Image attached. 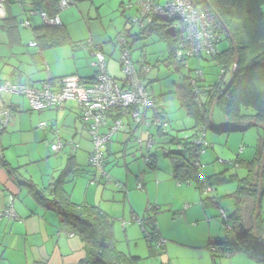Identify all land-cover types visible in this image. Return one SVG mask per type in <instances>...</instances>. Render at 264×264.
Instances as JSON below:
<instances>
[{"label": "rangeland", "instance_id": "1", "mask_svg": "<svg viewBox=\"0 0 264 264\" xmlns=\"http://www.w3.org/2000/svg\"><path fill=\"white\" fill-rule=\"evenodd\" d=\"M128 2L129 0H76L74 6L60 11L58 17L61 20L60 23L69 30L74 41L73 51L80 59L77 63L82 62L85 69L91 68V60L94 59L90 57L89 50L84 46L85 42L90 40L94 46L103 48L107 73L110 77H117V80L122 76L118 70L119 53L114 49L113 43L119 33L128 32V40L132 43L133 62H136L139 55L143 54L151 68L147 77L146 90L149 95L160 101L165 110L168 119L167 136L159 138L155 135L154 129H151L154 144L149 151L143 148L145 153H140L136 149L138 142L135 144L133 142L129 143L126 153H123L122 142H118L115 135L109 143L110 152H107L104 157L103 169L110 181L101 179L100 175L95 174L94 169L85 161L78 168L88 173H69L64 188L69 194L71 203L80 205L78 203H83L87 198L88 205L97 206L107 213L113 220L112 231L116 250L125 255L139 256L142 258L140 264H145L147 261L150 264H165L168 261L170 264H211L212 256L207 250L208 243L217 247L218 245L215 244L236 241L237 234L227 231L225 221L221 218V211L228 218L232 215L231 196L237 189L238 181L246 177L245 167L233 164L237 159L244 162L252 161L255 157L253 153L258 146V134L262 133L264 137V133L255 127L248 128L244 132L223 130L217 132L211 128L207 129L205 141L209 147L199 157V163L202 166L201 177L224 173L227 178H237L232 182L219 183L212 191L202 196L215 198L214 202L218 204L205 206L201 203L200 195L194 185H177L171 179L172 162L163 156L161 148L165 151L176 150L175 145L168 143L169 139L172 137L184 139L190 136L193 131L191 128L195 125L194 119L189 117L186 109L180 106L178 91L183 85L184 78L194 79L197 70H201L204 76V82H200V85H214L219 80L220 69L215 61L205 57L189 59L187 68L177 69L176 61L173 65H167L166 61L170 56L169 46L163 39L167 25L158 22L155 24V30L149 33L144 31L147 26L143 29H140L138 25L131 26L129 20L137 14L135 7L131 10L125 9ZM22 5L23 8L11 0L2 2L5 14L15 19L12 33L15 36L19 35V41L18 44L11 42L12 38L7 34V28L0 19V75H7L14 71L16 79L23 82L28 78L32 80L33 75L38 76L46 70L32 64L34 60L31 59V55L37 49L30 46V43L35 40L33 29L44 25V22L39 14L30 13L29 0H24ZM262 11L264 13V8ZM0 12L2 13L1 8ZM26 21L29 22V27H24ZM229 46L228 39L223 36L217 46L218 52L223 53L229 49ZM67 65H71V62ZM223 82L224 85L228 82V76ZM9 98L20 104L23 103L22 97L0 94V100ZM197 99L202 104H205L207 100L204 94L199 95ZM251 114V111L242 109V115L248 117ZM211 122L216 128H229L221 105L214 106ZM249 123H251L250 119L241 122L242 126L250 125ZM74 144H77L76 141ZM147 152L156 156L155 170L145 164L143 156ZM250 155L251 158L245 160ZM141 176H143L142 181ZM92 180L94 186L89 184ZM116 183L119 187H116ZM139 183L145 185V191L138 189ZM186 204L189 207L184 209ZM149 205L159 208L155 223L160 238L166 242L165 253L157 254L151 249L150 252H153L154 257L150 258L147 257L148 244L145 235L139 224L133 222L130 214L133 211L136 216L134 220L139 219ZM242 216H245L244 211ZM260 217L264 220V197L260 203ZM123 222H132V224L128 223L127 227H123ZM227 224L232 227L231 219H228ZM154 245L155 242L151 244V246ZM263 257L264 254L261 255L259 252H256L254 257L250 254L238 253L231 257H220L216 260V264H264L260 262L264 260Z\"/></svg>", "mask_w": 264, "mask_h": 264}, {"label": "trees", "instance_id": "2", "mask_svg": "<svg viewBox=\"0 0 264 264\" xmlns=\"http://www.w3.org/2000/svg\"><path fill=\"white\" fill-rule=\"evenodd\" d=\"M57 3L58 0H29L31 11L35 13L45 12L49 16L58 13ZM193 5L201 8L206 13L212 14V10L221 19L235 40L238 63L232 73L229 87L224 90L227 85V83L224 85V78L228 76L229 79V72L234 64V50L228 40L230 43L229 49L223 53H218L213 60L220 71H224L223 75H219L220 78L217 83L211 86L199 84L198 95H195L187 83L188 78H184L183 85L177 95L180 106L186 109L189 117L194 119L195 125L191 128L193 130L192 135L183 140L173 137L169 139L168 143L175 145L179 149L165 151L161 148V150L163 156L172 162V179L179 185L190 182L198 191L201 203L207 205L209 204L208 202L215 204L217 202H214L215 198L202 197V184L197 176L196 169L191 163L195 155L192 140L201 134L205 135L208 128L217 132L220 131L214 129L209 121V113L213 102L216 100L215 105H221L228 122L227 127L229 128L223 129V131L244 132L255 124L264 126V13L262 11L264 0H193ZM3 23L4 27L7 28V34L12 38L11 42L18 43V36L12 33L14 32L15 19L5 15ZM155 24L147 27L144 31L149 33L155 30ZM220 29L223 31L221 26ZM33 36L37 49L36 56L40 55L41 51L46 48L69 44L68 34L61 26L48 27L42 25L33 29ZM224 36L228 39L226 34ZM163 39L168 43L170 53L166 64L173 65L174 61H176L177 69L183 67L188 60L184 58L176 60L175 53L178 48L176 38L170 35L166 29ZM223 85L224 87H222ZM201 94H204L207 100L205 104L201 103L200 106H197L195 99ZM6 108L14 110L13 107ZM242 109L251 111V116L242 115ZM111 114H113V120L121 118L118 112L112 111ZM150 117L151 120L153 116L150 115ZM245 119H250L251 121L250 125L246 127L241 124ZM161 120V126L154 127L156 130L155 135L159 138L167 136L165 134L166 129H163V125L167 126L168 124L165 110ZM261 154L262 151L252 161L244 162L237 159L233 164L235 166H244L246 177L238 181L237 189L231 196L233 199V213L228 219H231L233 224L232 227L230 226V230L227 231H233L237 234L236 241L235 243L218 244L220 247L224 246L225 249H222V247L220 249L228 252L229 257L238 253L250 254L252 257H254L256 252L261 255L264 254V229L262 227L263 220L260 217V207L256 220V240L253 237L252 227ZM155 160L156 156L151 155L148 157V164L153 165L152 161ZM63 176L64 174L61 173L57 178L53 179L52 183L44 191L53 198V201H51L53 210L61 217L62 223L69 225L83 242L86 255L82 264H140L142 261L140 257L125 255L116 250L111 217L97 206L71 203L69 196L65 194L62 188ZM235 180H237L236 177L227 178L224 173H219L204 179V182L207 186L214 189V186L219 183ZM27 187L32 197L40 205L46 206L49 201L45 198V193L34 189L31 185ZM263 197L264 168L261 178L260 203ZM245 203L246 208H244ZM147 208L140 219L143 223L142 226L145 228V231L142 230V232L151 250L153 249L151 244L159 236L155 223L158 208L150 207V205V209ZM243 211L245 212L244 217L242 216ZM210 246L212 245L207 247L208 250ZM157 253L163 254L164 250ZM212 259L215 260L213 257ZM260 262L264 263V260Z\"/></svg>", "mask_w": 264, "mask_h": 264}, {"label": "crops", "instance_id": "3", "mask_svg": "<svg viewBox=\"0 0 264 264\" xmlns=\"http://www.w3.org/2000/svg\"><path fill=\"white\" fill-rule=\"evenodd\" d=\"M120 6L122 7V4ZM1 10L0 19L3 20L6 14L4 9L1 8ZM61 27L64 28L68 34L69 44L46 48L42 50L38 56L35 55L37 52L36 50V52L31 55V59L33 58L34 60L32 64L37 68L46 70V72L38 76L33 75L32 80L28 78V80L23 81L24 83L38 87L41 82L47 79H50L52 82L68 76H76L83 81H92L94 79L95 68L93 63L95 62V58L92 51L88 49L90 57L94 59L91 60V68L85 69L82 62L77 63V60L80 59L77 53L73 51L75 48L74 41L69 30L62 24ZM17 36L19 38V35ZM33 42H35V40ZM101 51H104L102 47ZM86 57H88L87 54ZM68 62H71V65H67ZM112 77L117 80V77ZM0 79L20 81L16 79L14 71L7 75L1 74ZM147 83L148 81L146 84ZM24 100L25 99H23V103L21 104L11 98L0 100V110L6 107H13L14 109L18 107L22 110L20 113L14 115L6 130L0 135V148L3 156V164L0 169V210L5 208L10 198H12L13 209L18 217V221H11L6 218L0 219V264H82L86 255L83 242L69 225L62 223L61 217L53 210V205L51 203L53 198L44 190L52 183L53 179L63 173L62 188L65 194L69 196L64 188L68 174L71 172L75 174L88 173L78 168L85 161L89 166L88 157L92 147L88 134V126L80 120L78 108L73 102H67L62 109L58 110L49 109L41 112H30L28 110V104L26 100ZM143 114L145 120L150 121V112L147 111ZM112 115L113 114H110L107 117L106 126L101 129L102 133L106 131L107 125L112 123ZM40 123H45L47 127L45 129H40L38 127ZM54 128L55 130H53ZM151 129H154V132L156 131L153 127L140 125L130 118H124L122 130L115 134L117 141L122 142L124 147L123 153H126V148L129 143H137L138 138L141 139V142L140 144L137 143L138 145L136 144V149H138L140 153H145L143 152V148L145 150L147 149L145 143L150 136L153 139V135L150 133ZM165 134L167 135V132H165ZM115 135L112 136L110 143ZM191 135L186 138L191 137ZM56 138H59L63 142H72L73 144L76 141L77 144L74 145H77V148L73 150L71 146L66 145L59 153H53L51 151V146L54 144ZM258 139V146L255 149V153H253V157L255 156L254 158L262 151V133L258 134ZM107 148V152L109 153V144ZM176 148L179 149L178 147ZM149 150L150 149H147V151ZM150 156L149 152H147V154L143 156L144 161ZM250 158L251 155L245 160H249ZM152 162L153 165L148 164L146 161L145 164L150 169L155 170L157 162L156 160ZM96 173L98 172H95V174ZM211 176L205 177L204 179ZM142 177L143 176H141V181ZM100 178L102 179L101 176ZM136 179L138 180L139 178ZM90 182H93L92 185L94 186V181H89V184ZM140 184L143 188L139 190L142 192L145 191V185L139 183L138 186ZM28 185L45 193L44 196L49 201L46 206L40 205L32 197L27 187ZM208 203L209 204L205 206L213 205V203ZM78 204H87V198H85L83 203ZM188 207L189 205H184V209ZM130 214L132 219H135V213L131 211ZM128 223L132 224V222H123V227L129 225ZM262 227L264 229V220ZM64 233H74V236L70 238L65 236ZM209 245L213 246L214 244L208 243V246ZM221 247L225 249L224 246ZM221 247L218 245V250H222L220 249ZM147 248V257H154L148 245ZM153 250L154 249H152V251ZM217 259H212L211 264H216ZM145 264H150V262L147 261ZM165 264L170 263L168 261Z\"/></svg>", "mask_w": 264, "mask_h": 264}, {"label": "built area", "instance_id": "4", "mask_svg": "<svg viewBox=\"0 0 264 264\" xmlns=\"http://www.w3.org/2000/svg\"><path fill=\"white\" fill-rule=\"evenodd\" d=\"M23 8L24 0H11ZM3 0H0L2 8ZM76 0H58L57 11L66 10L74 6ZM135 7L136 16L129 20V24L138 25L144 28L150 27L154 23L162 22L168 28L173 29L174 37L177 40V50L175 53L176 60L197 58H211L212 60L218 55L217 46L225 35L220 29V24L210 13L204 12L201 8L193 5V0H130L125 6L126 10ZM31 14L35 13L30 11ZM58 13L49 16L45 12H39V16L44 22V26L58 27L61 26ZM24 27H29V22L24 23ZM127 31L119 33L113 43L114 49L119 53L118 65L122 78L116 80L109 76L106 69V56L101 51V47L94 46L88 40L84 46L92 51L95 58L93 66L95 68V77L92 81H83L76 76H68L52 82L47 79L40 83L38 87L18 80L0 79V94L6 93L22 97L26 100L30 112H41L49 109H62L67 102H73L79 111L80 120L88 126V134L92 144V150L88 157V164L95 172L110 181L108 175L104 172V157L107 146L113 135L123 128V119L130 118L132 121L147 127L161 126L164 114V108L160 101L153 98L146 90L147 77L151 68L146 63V57L139 55L138 61L133 62L131 52L132 44L129 42ZM30 46L36 48V43H30ZM187 68V62L184 64ZM224 71H220V76ZM194 79H187L195 95H198V86L204 82V76L201 70L195 71ZM220 78V77H219ZM199 98V97H198ZM197 106L201 101L196 99ZM22 110L16 107L14 110L3 108L0 110V135L6 130L10 121L15 114ZM118 112L121 118L114 119L110 125H107L105 132L101 129L106 126V119L111 112ZM150 112L153 118L150 121L145 120L144 112ZM151 118V117H150ZM163 129L166 126L163 125ZM40 129H45V123L38 125ZM137 142L140 144L141 139ZM154 142L151 136L146 142L147 149H151ZM66 145L77 148L72 142H63L56 138L51 146L53 153H59ZM194 149V158L192 166L196 169L197 176L201 182L202 194L209 193L213 188L206 185L204 178L201 177L200 170L202 166L199 163V157L208 148L205 141V135L201 134L192 140ZM167 153V152H166ZM148 162V158L145 159ZM3 164L2 150L0 148V169ZM93 182H90L92 185ZM179 185V183L177 184ZM187 185H191L190 182ZM116 187L119 184L116 183ZM141 185L138 189H142ZM149 208V207H148ZM147 208V209H148ZM150 209V208H149ZM6 218L11 221H18V217L13 209V199L10 198L5 208L0 210V219ZM221 218L225 223L228 217L221 211ZM139 224L141 230L145 231L141 219H133V222ZM225 229L230 230V226L225 224ZM67 237H73L74 233H64ZM153 249L156 252L164 250L165 240L160 236L154 241ZM209 252L213 258L229 257V253L218 250L217 247L210 246Z\"/></svg>", "mask_w": 264, "mask_h": 264}, {"label": "water", "instance_id": "5", "mask_svg": "<svg viewBox=\"0 0 264 264\" xmlns=\"http://www.w3.org/2000/svg\"><path fill=\"white\" fill-rule=\"evenodd\" d=\"M211 12L215 16V18L217 19L218 23L223 28V30H224V32H225L228 40L230 41V43L232 45V49L234 50V64H233V66H232V68H231V70L229 72V79H228L227 85H226V87L224 89V90H226L229 87V85H230L232 73L234 72V70H235V68L237 66V63H238V56H237V51H236V43H235V40H234L232 34L226 28V26L221 21V19L216 15V13L214 11L211 10ZM167 32L170 35L174 36V33H173V29L172 28H169L167 30ZM215 103H216V100L213 102L212 107H211V110H210V113H209L210 125L214 129H217V130H223V129L226 130L227 128H216V127H214L213 124H212V122H211V115H212V111L214 109ZM246 126H248V125H245V127ZM253 127L258 128V129H261L263 131V133H264V126L255 124V125H253ZM263 168H264V137H263V146H262L261 160H260V165H259V170H258L257 197H256V201H255V206H254V212H253V215H252L253 237H254L255 240L257 239L256 220H257V217H258V212H259V207H260V199H261V178H262Z\"/></svg>", "mask_w": 264, "mask_h": 264}, {"label": "clouds", "instance_id": "6", "mask_svg": "<svg viewBox=\"0 0 264 264\" xmlns=\"http://www.w3.org/2000/svg\"><path fill=\"white\" fill-rule=\"evenodd\" d=\"M3 9V8H2ZM59 14V13H58ZM4 17V16H3ZM44 26V25H43ZM221 26V25H220ZM142 29V28H141ZM169 28L167 27V30H168ZM224 31V30H223ZM225 33V32H224Z\"/></svg>", "mask_w": 264, "mask_h": 264}, {"label": "bare ground", "instance_id": "7", "mask_svg": "<svg viewBox=\"0 0 264 264\" xmlns=\"http://www.w3.org/2000/svg\"><path fill=\"white\" fill-rule=\"evenodd\" d=\"M3 15V14H2Z\"/></svg>", "mask_w": 264, "mask_h": 264}]
</instances>
